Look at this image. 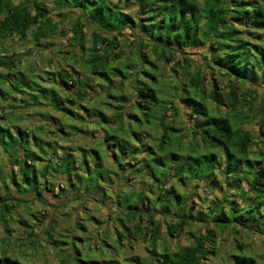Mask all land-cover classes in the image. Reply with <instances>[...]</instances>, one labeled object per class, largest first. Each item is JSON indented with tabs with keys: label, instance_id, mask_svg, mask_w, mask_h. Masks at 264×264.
Returning <instances> with one entry per match:
<instances>
[{
	"label": "trees",
	"instance_id": "trees-1",
	"mask_svg": "<svg viewBox=\"0 0 264 264\" xmlns=\"http://www.w3.org/2000/svg\"><path fill=\"white\" fill-rule=\"evenodd\" d=\"M49 2L78 11L77 21L94 30L87 38L76 22L66 55L56 67L48 57L46 70H24L16 52L0 47V225L8 231L0 264H34L19 253L33 258L44 241L72 264H120L92 259L95 250L104 253L109 231L118 244L149 239L144 264H223L224 256L209 262L219 257V233L264 234L263 124L257 148L243 126L250 121L243 107L253 111L264 80V0H0V41L18 37L32 49L62 52ZM199 50L203 63L193 56ZM158 62L170 66L161 70ZM205 69L232 82L222 87L215 78L206 90ZM245 83L251 100L239 90ZM181 106L194 119L187 142L166 112ZM156 123L162 133L148 136ZM202 189L211 192L200 196ZM86 202L106 209L108 220L91 216ZM61 206L66 221L82 213L79 233L55 236ZM82 219H94L95 228L106 222L105 232L81 236ZM162 221L169 237L202 228L172 249L166 237L159 241ZM97 236L101 249L87 245ZM231 258L259 264L244 252Z\"/></svg>",
	"mask_w": 264,
	"mask_h": 264
},
{
	"label": "rangeland",
	"instance_id": "rangeland-1",
	"mask_svg": "<svg viewBox=\"0 0 264 264\" xmlns=\"http://www.w3.org/2000/svg\"><path fill=\"white\" fill-rule=\"evenodd\" d=\"M124 3V2H123ZM122 3V4H123ZM49 5L51 7V14L54 17L55 20H57L60 24V32L54 37V38H58V43L61 47H62V52L60 53H55L56 50L55 48L50 47L47 50H41L38 48H34L32 49V43L29 40H20L18 37H15V39H8L5 41H0V47L2 46H7L11 48V51H14L17 53V56L22 58V67L25 70H28V67H35L36 68H40L42 66V70H46L48 67H46V60L48 59V57L53 56V60H54V65L53 67H56V65H58V63L60 61H62V59L64 58V56L66 55L65 53L66 50H69V46H67L68 42L66 41V38H71L73 35V30L76 26V22L79 12L78 11H74V12H68L67 9L64 8H60V7H56L52 2H49ZM125 4H123L124 6ZM78 23H81L82 26V31L84 32V34L86 35L87 38H92V32L94 30V27L85 23L84 19L81 18L80 21ZM125 32H127V34H130V29H126ZM120 38V37H119ZM129 38H133L132 36ZM123 44V47L125 48V50H129L130 48V42L123 40L121 45ZM120 44L117 46V51L122 49V46ZM32 47V48H31ZM29 48L32 49V51L29 50ZM128 52V51H127ZM199 53L194 54V58H196L197 61L203 63L204 59H203V54H206L204 52H202V50L198 51ZM57 54V55H56ZM160 65V69H167L169 68L170 65H167L166 63L163 62H158ZM39 66V67H38ZM45 68V69H43ZM38 71H40V69H37ZM213 71V73H212ZM205 74L207 76V81L204 83V86L206 87V90H210L211 88V83L214 82L215 78H217L219 80L220 83L222 84V87H226L227 83L232 82L231 79H229L227 76H224L221 71H218L217 69L211 70V69H205ZM161 86V85H160ZM256 100L254 101L253 104V111L249 112L246 111V109H248V105L249 103H246V105L243 107V110L245 112H248L250 115V121L243 124V126L245 128L250 129L253 134H254V148H257V142L259 143L260 140V134H261V124H263V131H264V80L261 83V86H256ZM227 88H225L226 91ZM240 92L242 93L243 96H245L248 100H251L252 97L250 95L251 91V87L249 85V83H245L244 85H241L240 87ZM178 105H181L180 101H177ZM206 104L209 107H214L213 102H211V100H207ZM166 112L168 114V120L170 123H172V125L176 126L177 128H182L181 130V134L183 136V142H187L191 139L192 136V132L190 130V125L192 123H194V119L190 116V114L188 113L187 108L185 107H179V110L177 111V113L175 112V110L173 109V107H170L168 109H166ZM176 113V114H175ZM256 114V118L253 116ZM158 124V123H156ZM159 125V124H158ZM146 129V128H145ZM148 131V136L151 133H154V135H160L162 133L160 125L157 126L156 128L152 127H148L146 129ZM146 131V132H147ZM92 142V140L90 139H86L85 140H81L79 139L77 142ZM220 179H222V175L219 174ZM202 186H205V181L201 182ZM207 191H204V189L200 190V196H204L205 193L206 194H210L209 190L206 189ZM198 200V201H197ZM199 203V199L195 196V200L192 201V203ZM198 203H196L198 205ZM86 208L89 209L90 211V215L91 216H96L98 218H100L101 220L106 221L107 218V214L108 212L106 211V209H103L99 206H96L94 203H87ZM34 210L40 209L41 206L40 204H35V206L33 207ZM52 208H54L53 206H47V209L51 210ZM196 208H198V206H196ZM58 213V217H57V224L55 225V236L59 237V232H63L64 234L66 233V228H69L71 230H73L75 233H79V229H78V223H75V220H81V218H83L82 213H79L78 211H74L73 213V220L71 221H66L65 220V215L64 213L66 211H69L67 209V207H59L56 208ZM86 209V210H88ZM56 212V213H57ZM84 215V214H83ZM85 216V215H84ZM86 217V216H85ZM84 225L86 226V233L83 234L81 233V236L85 237L87 235H91L93 236V232H99V229L101 231L105 232V228H104V223H102V226L100 227V224L97 228H95V226H97L98 224L96 222H94V219H92V222L87 221L86 219H82ZM94 222V223H93ZM14 227H17L19 225L18 222H13ZM113 228H115L116 224H111ZM100 227V228H99ZM202 228L201 224H195L193 226H191L190 231L191 234L189 232H183L181 235L179 236H173V237H169L167 236L166 233V222L162 221L161 227H160V234H161V238L159 239V241H162L164 237H166V242L170 245V247L172 249H177L180 245L182 244H187L189 242H191L192 240V235L194 233H197V231ZM186 230V229H185ZM108 231V230H107ZM58 233V234H57ZM241 234L239 236H235V234L231 233L230 231H226L223 234L219 233V238H218V245L220 247V252H219V257L218 258H214V259H210V263H218V261H220V257L224 256L226 257L223 260V264H232V258L231 255L233 253H241L244 252L246 254L252 255L256 258V260L259 262V264H264V234L258 233V232H253V233H249L246 230H241L240 232ZM16 234L24 237L26 234H22V229L20 228V226L18 227V231L16 232ZM4 235H8V231H6L4 229L3 226L0 225V238ZM86 239V238H84ZM107 244H106V248L103 254H100V252H98L97 250L94 251V254H92V259L93 260H101V261H105L108 260L109 258H112L114 260H119L120 264H144V259H146L147 257H149V250H148V245H149V239L148 241H146L145 239L142 238V236H138L136 239L134 238H127V237H123L121 240V246H119L118 248V244L117 243V239L116 237H114V233L112 232H108V237H107ZM97 241V246L101 248H103V246H105V242L104 239L102 240L100 237H90V241L88 238V243L87 245H93L95 246V243ZM83 242V241H82ZM1 243V241H0ZM44 251H42L43 253L37 255V256H33V258L29 259V256L27 255L28 253H31V251L24 250L21 255L19 253V256L21 258L22 261H27V262H31L34 264H72L71 261H69V259L63 260L61 255H59L56 251L51 249V246L49 245V243H47V241H44ZM86 245V246H87ZM239 245H242V247H238ZM82 247V246H80ZM93 248V247H91ZM95 248V247H94ZM18 250L17 248L10 251V253H16ZM41 251V250H40ZM27 255V256H26ZM222 260V259H221ZM36 262V263H35ZM222 262V261H221ZM99 264V263H98ZM100 264H102L100 262Z\"/></svg>",
	"mask_w": 264,
	"mask_h": 264
}]
</instances>
